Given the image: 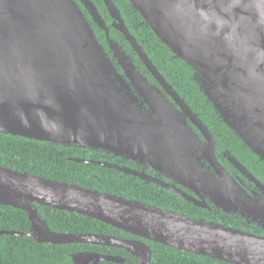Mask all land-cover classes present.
<instances>
[{
  "label": "water",
  "instance_id": "water-1",
  "mask_svg": "<svg viewBox=\"0 0 264 264\" xmlns=\"http://www.w3.org/2000/svg\"><path fill=\"white\" fill-rule=\"evenodd\" d=\"M101 1L110 27L126 40L156 84L108 36L110 27L89 0L82 2L104 31L111 57L74 0H0V133L137 163L173 185L143 171L73 160L172 191L196 207L203 208L206 197L219 210L250 218L264 230V204L219 165L213 134L158 72L112 0ZM127 1L173 56L191 68L195 84L222 122L264 163V0ZM228 160L253 179L233 156ZM175 185L204 196L199 201ZM37 205L86 216L196 256L227 264H264V237L0 166V206L27 215L26 236L35 242L115 247L136 257L137 264H150L151 249L141 240L53 232ZM0 235L23 236L14 231ZM69 257L71 264L121 262L95 253Z\"/></svg>",
  "mask_w": 264,
  "mask_h": 264
},
{
  "label": "trees",
  "instance_id": "trees-1",
  "mask_svg": "<svg viewBox=\"0 0 264 264\" xmlns=\"http://www.w3.org/2000/svg\"><path fill=\"white\" fill-rule=\"evenodd\" d=\"M97 1L95 6L99 14L106 23L110 22V17L103 2L101 0ZM112 2L118 9L129 33L141 46L158 72L179 96L185 100L201 121L209 127L217 140L218 149L226 148L238 160L241 161L243 158L246 164L248 160L256 162L258 166L254 172L259 178L261 177L264 180V163L259 162L258 157L253 155L240 138L222 122L211 103L208 102L195 84L191 68L173 56L170 50L158 40L151 29L143 22L141 16L131 7L127 0H112ZM89 23L94 30L96 38L107 52L104 31L93 26L91 22ZM108 34L111 39L116 40L123 47V50L133 58L135 65L141 72L145 73L149 81L153 82L151 76L145 72L144 66L135 54L132 53L129 44L121 34L112 28L109 29ZM75 149H78V151H74ZM80 150H86L89 154H80ZM108 156L114 157L102 151L75 146H58L47 142H37L0 133L1 167L49 180L74 184L88 190L119 196L127 200L177 212L187 217L204 219L206 221L210 220L209 213L206 210L196 208L180 198H175L171 193L164 192L151 183L142 182L137 178L124 175L115 170L73 161L74 159L93 160L122 166L116 160L107 159ZM128 162L135 164L131 161ZM125 166L130 169L134 168L127 163ZM37 209L49 229L56 233L99 234L115 238H135V236L86 216L66 211H57L39 205H37ZM232 217V215L225 214V218L215 222L225 227L241 230ZM29 229L30 223L23 211L12 207L0 206V231H14L23 234L21 237L0 235V264H71L69 253L83 249L96 251L106 249L90 245L57 246L39 244L26 236ZM244 232L261 235V233L250 229ZM143 242L152 251L150 264H176L174 257L177 255H183L185 258L186 256L197 258L204 262L226 264L218 260L202 256L198 257L194 254L154 242L146 240H143ZM106 253H108V249H106ZM129 264H136V260L131 258Z\"/></svg>",
  "mask_w": 264,
  "mask_h": 264
},
{
  "label": "flooded vegetation",
  "instance_id": "flooded-vegetation-1",
  "mask_svg": "<svg viewBox=\"0 0 264 264\" xmlns=\"http://www.w3.org/2000/svg\"><path fill=\"white\" fill-rule=\"evenodd\" d=\"M75 3L78 5V7L80 8V10L82 11V13L84 14V16L86 17L87 21L91 22L93 26L97 27L98 26L96 24L93 23L90 15H89V12L88 10L85 8L82 0H74ZM94 6L96 5V3L98 2L97 0H89ZM96 7V6H95ZM106 8V7H105ZM97 9V8H96ZM107 10V9H106ZM98 11V10H97ZM99 13V12H98ZM108 13V12H107ZM103 19V18H102ZM104 20V19H103ZM105 22V20H104ZM112 23V20L110 18V22L106 23V26L107 27H110ZM114 29L113 27H110V29ZM99 30H101L100 28H98ZM115 30V29H114ZM94 31V30H93ZM103 31V30H101ZM117 31V30H115ZM118 32V31H117ZM104 36H105V33H104ZM109 36V34H108ZM105 42H106V37H105ZM120 45V44H119ZM107 46V44H106ZM121 46V45H120ZM123 48V47H122ZM107 53L109 54V56L111 57V52L109 51V48L107 46ZM132 50V49H131ZM125 51V50H124ZM133 54H135L133 51H132ZM136 56V54H135ZM137 57V56H136ZM147 72V71H145ZM143 74H145L144 72H142ZM148 73V72H147ZM149 74V73H148ZM150 75V74H149ZM194 75V73L192 74V76ZM146 76V75H145ZM151 76V75H150ZM152 78V76H151ZM149 80V79H148ZM153 82L149 81L150 83H153V84H156V82L154 81V79L152 78ZM219 116V115H218ZM188 125L189 127H191V129L198 134L201 142L205 143L204 141V138L203 136L200 134L199 130L194 126L192 125V123H190L188 121ZM206 125V124H204ZM207 126V125H206ZM207 128L209 129V127L207 126ZM209 131L211 132V130L209 129ZM212 133V132H211ZM213 134V133H212ZM214 136V135H213ZM215 138V136H214ZM216 141V149H215V157H216V160L217 162L219 163V165L224 168L229 174H231L238 182L239 184L242 186L243 190L251 197L255 198V200L258 201V203L260 202L261 204H264V191L261 187H264V180L261 178H259L256 174H255V169L256 167L258 166V164L256 162H254L253 160H248L247 161V164L246 162L243 160V158L240 160H238V158L234 157L233 155H231V153L226 149V148H221V149H218V145H217V140L215 139ZM74 151H78V149L74 150ZM80 154H89L88 151L86 150H80L79 151ZM99 154V153H97ZM254 155V154H253ZM229 156H233L239 163L240 165L249 173V175L253 178V179H250V178H247L246 176L242 175L240 171H238L228 160V157ZM107 159H113V160H116L117 162H119L122 166H119V167H126L125 164L127 163L128 165H132V170H135V171H139V172H144L145 174H147L148 176H151V177H155V178H158L160 181H163L164 183L168 184V185H173V182L169 179H167L166 177L164 176H159L158 174H156L155 172L149 170V169H145L143 166L141 165H138L137 163L135 164H132L126 160H124L123 158H117V157H110L108 156ZM259 162H261L259 159H258ZM205 167L209 168L211 170L212 173H215L214 169H212L209 164L205 161ZM263 163V162H261ZM129 168V167H127ZM157 187V186H156ZM175 187L177 189H179V191H182L183 193L189 195L190 197L192 198H195L199 201H201V197H203L204 195H202V193H198L200 197H198L194 192L190 191V190H187V189H184L183 187L179 186V185H175ZM159 188V187H158ZM161 189V188H160ZM162 191L164 192H169L172 194V196H174L175 198H180L182 200H184L185 202L189 203L190 205L196 207L193 203L179 197V196H175L173 194L172 191H169V190H165V189H161ZM204 199V202H205V206L203 208L201 207H196V208H200V209H203V210H206L208 213H209V218L210 220L208 222H215V221H220L222 220L223 218H225V214L227 215H232L233 217V220L237 222V224L239 225V228L241 230H243V232L245 230H252V231H255V232H258V233H261V235H256V236H260V237H264V230H262L260 227H258L255 223H252L250 221V218L246 219L244 217H241L239 214H231V213H226L222 210H219L217 207H215L212 203H210V201L205 197L203 198ZM215 223H218V222H215ZM220 224V223H219ZM248 233V232H247ZM95 235H99V234H95ZM255 235V234H253ZM119 239H124V240H141L139 238H119ZM143 242V240H141ZM144 244H146L145 242H143ZM76 245H79V246H88L90 244H76ZM90 246H95V247H103V248H106L108 249V253H106V249H100L99 251H96V250H86V249H83L81 251H77V252H73V253H69L68 255L70 254H74V253H95V254H98V255H101V256H109V257H114V258H117L119 260H121L120 263H114V262H106V261H101V262H98L97 264H129V262L131 261V258H134L136 260V264H137V258L132 256L129 252L125 251V250H122V249H118V248H115V247H106V246H102V245H90ZM152 252V251H151ZM199 257V256H198ZM152 259V257H151ZM175 259V262L176 264H218V263H215V262H204L200 259H197V258H193V257H189V256H183V255H177L174 257ZM71 260V258H70ZM85 264H94L93 261H89V263H85ZM227 264V263H226Z\"/></svg>",
  "mask_w": 264,
  "mask_h": 264
}]
</instances>
